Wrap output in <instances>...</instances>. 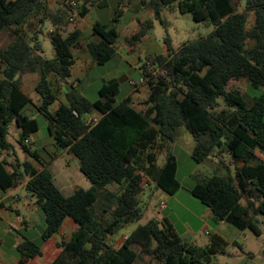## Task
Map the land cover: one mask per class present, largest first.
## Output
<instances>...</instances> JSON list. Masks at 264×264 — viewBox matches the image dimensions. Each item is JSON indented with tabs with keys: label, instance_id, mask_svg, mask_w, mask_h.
Returning <instances> with one entry per match:
<instances>
[{
	"label": "trees",
	"instance_id": "trees-1",
	"mask_svg": "<svg viewBox=\"0 0 264 264\" xmlns=\"http://www.w3.org/2000/svg\"><path fill=\"white\" fill-rule=\"evenodd\" d=\"M67 1L77 6L69 7ZM132 1L122 3L128 6ZM140 2L162 24L163 10L169 8L214 25L209 35L177 49L166 36L167 53L146 58L140 69L144 82L135 86L148 87L145 110H138L130 96L117 100L121 83L117 79L104 81L95 101L69 83L75 62L72 48L81 35L79 29L67 31L70 17H86L106 0H58L55 4L51 0H0V32L9 31L12 37L0 48V189L27 180L26 189L46 217L41 242L55 234L66 217L77 222L71 239L58 244L61 253L51 264H135L137 247L153 264H207L226 251L229 242L217 233L201 246L183 241L170 223L156 218L139 223L144 183L154 182L171 195L181 188L172 152L179 127L193 136L195 161L216 158L212 174L190 190L211 209L213 223L225 221L260 234L257 217L264 215V159L259 154L264 151V0ZM123 12L120 6L110 23L97 20L93 24L101 40L90 43L88 49L97 65H105L116 54L117 23ZM153 23V19L140 21L139 31L127 42L137 45ZM47 27L53 58L45 55L41 39ZM25 74L38 75L39 103L23 90ZM241 79L262 92L249 99L240 88H229L233 80ZM63 86L65 101L52 111ZM30 105L47 118L56 148L78 158L90 187L66 195L56 184L35 143L30 146L39 130L37 119L24 112ZM86 114L100 116L87 124ZM13 124L17 142L44 166L42 170L29 160L12 159L16 152L7 137ZM111 184L119 190L111 191ZM132 223L138 225L116 247L112 238ZM40 243L25 238L19 250L32 258L40 254Z\"/></svg>",
	"mask_w": 264,
	"mask_h": 264
},
{
	"label": "rangeland",
	"instance_id": "rangeland-1",
	"mask_svg": "<svg viewBox=\"0 0 264 264\" xmlns=\"http://www.w3.org/2000/svg\"><path fill=\"white\" fill-rule=\"evenodd\" d=\"M57 1L58 0H51L53 4H55ZM96 1L98 2L99 0ZM66 3L68 6L70 5L69 1ZM120 6H122V8L126 11L127 5L125 6L122 3V0H106L105 4H96L92 8V12L88 15V19H99L103 23H110V21L116 16L117 9ZM77 18L78 16H76L74 20L69 21L68 25L66 26L68 31H73L77 27L79 22ZM162 18L164 20V24H162L159 20H156L153 16L151 17V19L154 21L152 35L156 38L158 45H160L158 52H161V49L165 48L166 36L170 38L173 48L177 49L183 43L207 36L214 30V25L212 23L205 21L197 22L193 19L190 13H181L175 9H164ZM124 21L126 22L127 18ZM49 30V27L44 30V34L41 36V39L44 44L45 55L48 58H53L55 56V51L48 35ZM11 41L12 37L9 31L0 32V48L6 47ZM146 56V54H142L140 61L135 67L124 69L123 73L127 74L129 79L121 81L120 92L117 95L118 101H121L134 93H140L141 97L144 98H138L137 102L141 104L144 103L143 99H146L145 97H147L146 95L148 94V87L141 86L136 89L132 82H140V69L147 62ZM109 63L106 65L96 64L89 76V80L86 85L83 88H79L80 85L77 86L79 91L90 101H95L99 98L100 87L104 81H107L113 77V71L110 70L112 64ZM37 81V74H25L23 76V89L26 93L35 98V102L39 103L40 100L38 98L37 92L35 91ZM233 87L240 88L249 99L262 92V89H253L250 86L249 81L246 79H241L239 81L233 80L230 83L229 88ZM65 91L66 89L63 88L58 91V101L52 106V111L58 107L60 102L65 101ZM220 101L223 104V100L221 98ZM28 107L29 108H26L24 112L35 117L39 123V130L33 136L35 139V148L41 150L45 154H52L53 150H51L49 146H46L49 141H52V137L48 133L47 118L34 106L30 105ZM178 131L179 133L176 137V140L172 144V152L178 161L177 178L181 183V188L174 195L169 194L165 197L152 194L150 189L146 188L140 199V207L143 210V218L139 223L144 224L150 219L156 218L162 223L165 222L175 225L176 230L179 233H183L185 231L186 225H192L194 230L197 231V234L202 237V240H205L207 239L208 235L205 233L206 229H202V226H214L215 224L210 219L207 221L204 219V210L208 207L203 204L199 198L195 197L190 190L200 179L212 174L211 170L216 158H211L203 163H198L195 161L192 157V150L194 147L193 136L188 133L184 127H179ZM17 135V126L13 124L11 125L7 139L14 146L16 155L13 156V154H10L7 157L9 158L13 156L12 159L14 160H16L17 157V159L20 161H25L29 154L17 142ZM30 146H33L32 140ZM58 151L59 158L51 167V170L57 180V185L61 188H64L63 190L66 192L70 191L72 188H88V186H91L89 180L80 171L78 158L70 153H67L65 150L59 149ZM163 160L164 157L161 156L159 162L162 163ZM17 194L20 195L23 200H36V197L24 187L19 188L17 190ZM162 204L165 206L163 207ZM257 223L264 232V217L258 216ZM136 225H138V223H132L126 228L121 229L115 235V238H118L125 233H131ZM232 227L234 229H238L234 225H232ZM239 231L241 235L238 240L240 244L245 243L243 247L244 249H247L246 245H249L253 248L264 241V233L262 235L257 234L249 228ZM20 235L31 239L37 244L41 242L40 227H35L32 231L21 230ZM1 236L6 242L4 243V250H6L8 253H17V251H15V249L13 250L12 247V236L5 235L4 233H1ZM122 240L124 241L123 238ZM112 242L114 244L117 243L115 239ZM200 244L203 246L204 244L208 245V243H204L203 241L200 242ZM232 247H234V245L227 248L232 249ZM137 250L140 254V249L137 248ZM221 255H223V253L218 254L217 257H222ZM227 260L230 259L227 258Z\"/></svg>",
	"mask_w": 264,
	"mask_h": 264
},
{
	"label": "crops",
	"instance_id": "crops-1",
	"mask_svg": "<svg viewBox=\"0 0 264 264\" xmlns=\"http://www.w3.org/2000/svg\"><path fill=\"white\" fill-rule=\"evenodd\" d=\"M92 12V9L87 14L86 17H78V25L75 29L81 31V35L77 43L72 48V53L74 57V65L72 68V76L69 79V83H73L75 86L80 85L79 88H83L89 80V76L92 70L95 68L96 63L93 60L88 45L92 42H99L101 40L100 36L94 34L93 24L99 19H88V15ZM152 12L145 10L142 7L140 0H133L127 7L126 11L124 10L123 15L120 17L119 22L117 23L120 36L115 43L116 54L115 56L107 63L112 64L110 70L113 71L111 79H117L119 81L127 80L129 77L127 74L123 73L125 68H133L140 61L142 54H146V58L151 55L157 54H166L167 45L165 43V48L161 49V52H158L160 45L155 37L152 35V30L147 33V35L137 44L131 45L127 42V39L132 37L140 29V21L151 19ZM127 18V21L124 20ZM68 31V30H67ZM106 63V64H107ZM105 64V65H106ZM141 75V70H140ZM109 79V80H111ZM108 81V80H107ZM66 89L65 86L62 87ZM61 88V89H62ZM24 90V89H23ZM25 91V90H24ZM28 94V93H27ZM148 96V94L146 95ZM32 97V96H30ZM133 99V105L138 110H145L148 108L146 104V99L144 103H138L137 99L144 98L141 97L140 93H134L130 95ZM35 99L34 97H32ZM39 100L40 97L38 96ZM144 107V108H143ZM143 108V109H142ZM32 135L31 140L35 143V139ZM35 145V144H34ZM46 146H49L53 150L52 154H45L41 150L37 149V154L40 159L46 163V165L51 169L53 164L59 158V151L56 148L54 141H49ZM55 150V151H54ZM66 151V150H65ZM67 152V151H66ZM264 159V151L259 153ZM26 160L31 161L33 166L39 171L44 168V166L35 158H32L30 155ZM52 171V170H51ZM53 173V172H52ZM54 175V173H53ZM55 178V175H54ZM27 181V180H26ZM26 181L19 183L16 187L8 188L6 190L0 189V263L1 264H51L61 253V249L58 247V244L62 241H69L72 237V233L77 229L78 224L72 217H66L61 225L60 229L53 234L49 239L40 243L41 249L40 254L35 255L32 258H25L19 250V246L24 242L25 236L20 235L21 230L32 231L35 227L41 228V236L46 226V217L42 208L36 203V200H23L20 195L17 194L19 188H26ZM57 184V180L55 178ZM145 190L146 188L150 189L152 194H156L160 197L168 196L169 194L159 188H156L154 182L144 183ZM90 187V186H88ZM59 188L63 191L64 194H72L76 188H72L70 191L66 192L64 188ZM111 191H118L119 186L116 184H111L108 186ZM144 190V192H145ZM143 192V193H144ZM142 193V194H143ZM204 219H213V212L208 207L204 210ZM264 217V215H261ZM137 226V225H136ZM175 231L179 234L183 241L195 243L203 246L200 242L208 243L210 242L211 234L217 233L225 240L229 242L227 246H233L232 249H226V251L221 255L222 257H216L211 262L207 264H264V241L259 243L253 248L249 245L247 249H244V244H240L238 238L241 233L240 229H234L232 225L228 222L222 221L217 225H203L202 229H206L205 233L208 235L207 239L202 240L197 234V231L194 230L192 225H186L185 231L179 233L176 230L175 225H173ZM212 227V228H211ZM259 227V226H258ZM136 228V227H135ZM134 228V229H135ZM133 229V230H134ZM212 229V230H209ZM260 229V234L264 232ZM1 233L5 235L12 236V247L13 250L17 253H8L4 250L5 240L2 238ZM129 233H125L118 238L115 236L112 238V241L115 239L117 243L116 247L122 245L124 236ZM246 242V241H245ZM207 244H204L206 246ZM138 248V247H137ZM228 250V251H227ZM138 252V251H137ZM229 258L230 260H227ZM135 264H153V261L150 256L138 252L137 260Z\"/></svg>",
	"mask_w": 264,
	"mask_h": 264
},
{
	"label": "built area",
	"instance_id": "built-area-1",
	"mask_svg": "<svg viewBox=\"0 0 264 264\" xmlns=\"http://www.w3.org/2000/svg\"><path fill=\"white\" fill-rule=\"evenodd\" d=\"M71 5H72V7H76L77 6V3L75 2V1H72L71 3H70ZM74 18H75V16L74 15H72L71 17H70V20H74ZM144 82V80H143V78L140 80V82L139 83H137L136 81H133L132 83L136 86V85H142V83ZM99 114H86L85 116H84V120H85V122L87 123V124H93V123H95L97 120H98V118H99ZM27 143H29V140H27L26 141ZM162 206L164 207L165 205L164 204H162ZM127 238V236L125 235L124 236V240Z\"/></svg>",
	"mask_w": 264,
	"mask_h": 264
}]
</instances>
